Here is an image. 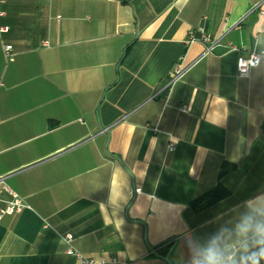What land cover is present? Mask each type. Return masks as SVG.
Returning a JSON list of instances; mask_svg holds the SVG:
<instances>
[{
  "label": "crops",
  "instance_id": "obj_1",
  "mask_svg": "<svg viewBox=\"0 0 264 264\" xmlns=\"http://www.w3.org/2000/svg\"><path fill=\"white\" fill-rule=\"evenodd\" d=\"M260 1L4 0L0 176L25 207L1 215L0 190V264H82L70 247L196 264L213 245L251 247L238 226L264 223ZM224 161L231 194L195 212Z\"/></svg>",
  "mask_w": 264,
  "mask_h": 264
},
{
  "label": "clouds",
  "instance_id": "obj_2",
  "mask_svg": "<svg viewBox=\"0 0 264 264\" xmlns=\"http://www.w3.org/2000/svg\"><path fill=\"white\" fill-rule=\"evenodd\" d=\"M253 233L251 247L247 239L240 242L238 249L226 246L223 250L215 245L210 246L199 254L196 264H260L264 260V223H253L251 218L238 226V234L247 238ZM237 252L242 255L237 258Z\"/></svg>",
  "mask_w": 264,
  "mask_h": 264
},
{
  "label": "built area",
  "instance_id": "obj_3",
  "mask_svg": "<svg viewBox=\"0 0 264 264\" xmlns=\"http://www.w3.org/2000/svg\"><path fill=\"white\" fill-rule=\"evenodd\" d=\"M257 8L260 10L261 13H264V0L260 1V3L257 5ZM5 15H6V12L4 10V0H0V36L8 31V27L3 23V19ZM205 41L211 44L213 43V41L209 37H206ZM212 47L213 46L211 45L208 48V50H212ZM12 49H13L12 45H6L5 53L9 55ZM231 49L238 50V48L235 46L231 47ZM262 58H263V53H257V52H252L247 57H240L237 63L239 75L242 77L249 76L251 70L257 67L261 63ZM183 110L186 111L187 109L184 108ZM170 149L174 150L175 145L171 144ZM2 189H5L10 192V194L12 195V200L9 201L7 203V206L1 210V215L4 213L13 214V213L22 211V209L25 207L24 202L14 191H12L10 187L6 185L5 177L0 176V190ZM71 238H72L71 235H68V239L71 240ZM67 252L70 255L77 257L81 261L82 264H104L105 263L104 260H96L93 258H88L83 253L71 247L68 249Z\"/></svg>",
  "mask_w": 264,
  "mask_h": 264
},
{
  "label": "trees",
  "instance_id": "obj_4",
  "mask_svg": "<svg viewBox=\"0 0 264 264\" xmlns=\"http://www.w3.org/2000/svg\"><path fill=\"white\" fill-rule=\"evenodd\" d=\"M235 168L236 164L234 163L228 161H224L222 163L217 185L191 201V207L195 212L206 209L213 204L227 198L231 194V190L223 184L222 178L226 173L234 170Z\"/></svg>",
  "mask_w": 264,
  "mask_h": 264
},
{
  "label": "water",
  "instance_id": "obj_5",
  "mask_svg": "<svg viewBox=\"0 0 264 264\" xmlns=\"http://www.w3.org/2000/svg\"><path fill=\"white\" fill-rule=\"evenodd\" d=\"M166 261H170L169 257H168V258H166Z\"/></svg>",
  "mask_w": 264,
  "mask_h": 264
}]
</instances>
